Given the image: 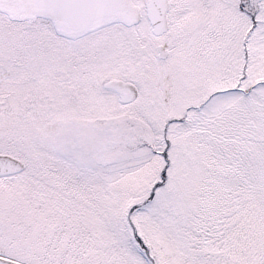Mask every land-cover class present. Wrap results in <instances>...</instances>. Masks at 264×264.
Listing matches in <instances>:
<instances>
[{"label":"snow or ice","instance_id":"1","mask_svg":"<svg viewBox=\"0 0 264 264\" xmlns=\"http://www.w3.org/2000/svg\"><path fill=\"white\" fill-rule=\"evenodd\" d=\"M0 264H264V0H0Z\"/></svg>","mask_w":264,"mask_h":264}]
</instances>
